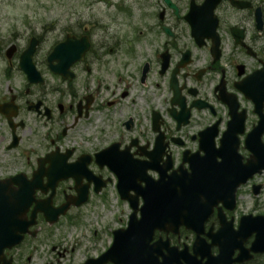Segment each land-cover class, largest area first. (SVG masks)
<instances>
[{
	"label": "flooded vegetation",
	"instance_id": "obj_1",
	"mask_svg": "<svg viewBox=\"0 0 264 264\" xmlns=\"http://www.w3.org/2000/svg\"><path fill=\"white\" fill-rule=\"evenodd\" d=\"M108 5L114 12L94 10L89 21L63 22L46 50V39L37 35L24 46L14 34L0 42V264H88L114 245L116 231L141 220L146 180L157 182L161 171L188 178L191 162L206 151L222 162L224 140V157L242 156L243 164L252 157L248 136L264 143V126L258 127L264 117V0ZM36 37L33 61L40 74L31 81L21 58ZM69 38L89 48L58 74L50 58ZM123 173L128 183L120 189ZM261 178L264 171L235 187V195L230 183L214 196L198 195L205 208L192 215L206 218L194 217L190 225L200 232L166 215L160 225L166 229L151 238L152 245L168 243L160 256L156 252L160 262L168 250L194 256L198 241L204 254L217 257L214 242L221 235L232 259L240 260L233 264H264V245L251 248L264 231V221L256 224L264 216ZM112 196L119 208L116 224L107 227L110 244L97 257L67 259V249L52 242L57 228L67 220L78 224L83 207ZM247 217L253 225L241 231ZM196 261L207 264V256L198 254Z\"/></svg>",
	"mask_w": 264,
	"mask_h": 264
},
{
	"label": "water",
	"instance_id": "obj_2",
	"mask_svg": "<svg viewBox=\"0 0 264 264\" xmlns=\"http://www.w3.org/2000/svg\"><path fill=\"white\" fill-rule=\"evenodd\" d=\"M37 44V39H33L21 58V69L24 73L28 74L31 81H34L40 74L37 72L34 61L32 60L36 52ZM82 45H84V48H77ZM82 45L72 38L57 45L50 58L51 69L60 74L63 72V63H65L66 69L69 68L71 63L80 59L82 53L89 48L88 42ZM55 61L58 62L57 65L53 64ZM236 105L232 108L233 113L237 109ZM263 120L264 117L262 116L258 127L264 126ZM234 124L232 121L231 127H234ZM242 126L243 124L240 130H242ZM250 140L251 136H248L246 144H248V147L252 151V157L248 159L246 164L242 163V156L239 155L236 156L234 154L233 159L229 157L228 152L224 157L222 154L226 144L224 140L220 149L221 157L223 158L222 162H217L216 158H211L210 152L206 151L207 154L202 159L198 157V159L191 162L193 173L188 178L184 175L179 176L177 174L176 176H167L165 172L163 173L161 171V177L157 182L146 180L145 182L148 181L147 184L149 187L147 186L144 190L145 205L141 210V220L136 223L133 219L129 229L125 230V232L121 230L116 231V242L114 245L103 256L96 260H91L88 264H105L109 261L114 264H183L181 260L185 261L184 264H200L196 261L198 254L203 259L207 256V264H233L234 261H240L238 259H232L233 249L225 246L226 242L224 238L219 235L218 239L214 242L220 249L217 257H213L209 251L204 254L202 245L198 241V244L194 246V256L188 251H184L182 256H178L168 250L169 255L164 256L160 262L156 252L160 256V249L167 247L168 243L162 244L160 241V243L156 242L152 245L151 238L155 230L166 229L160 225L163 218L166 215L170 216L171 213L177 219L176 222H179L178 227L184 225L187 228L198 230L197 226L190 225V220L194 217H199L201 219L199 220L200 222H204L206 218L204 216L192 215L193 213L202 212V209L205 208V205L201 203L198 195L207 193V195L214 196L221 193L223 187H226L229 183L233 185L232 191H234L235 187L237 190L241 184H246L249 178H252L255 174L262 173L264 171V143L261 144V141L254 142ZM124 175L126 174L123 173L122 177L120 176V189L128 183V176ZM235 192H233L234 195ZM67 207L68 204H66V207L60 208V212L65 214ZM248 218L242 221L241 231H246L251 224L253 225V220L250 221ZM262 221H264V216L256 218V224L262 223ZM201 228H204V226L201 225ZM256 236L257 239L251 247L253 251H257L258 245H264V231L259 232ZM241 248L243 252L245 249L243 248L242 242Z\"/></svg>",
	"mask_w": 264,
	"mask_h": 264
},
{
	"label": "rangeland",
	"instance_id": "obj_3",
	"mask_svg": "<svg viewBox=\"0 0 264 264\" xmlns=\"http://www.w3.org/2000/svg\"><path fill=\"white\" fill-rule=\"evenodd\" d=\"M108 0H0V42L7 37L17 36L22 46L30 40L31 36H41L46 43L41 49L46 50L51 43L58 40V32L63 22L70 20L92 19L94 10L101 13L114 12L106 8ZM57 24V25H56ZM126 31V25L123 24ZM58 29H55L57 28ZM92 30L91 26L81 28ZM119 29V30H120ZM141 51H137L140 53ZM159 101L157 100V105ZM156 105V106H157ZM261 180H257L261 182ZM249 190H247L248 192ZM242 201L248 207L250 196L244 195ZM264 202V192L261 197ZM118 200L115 196L107 201L93 199L88 206L83 207L82 212L76 218L74 224L70 220L65 221L64 227H58L57 235L52 242L59 249H67V259L76 261L97 257L110 244L107 227L114 223V216L118 213ZM53 230V228H52ZM95 232H97L95 234ZM71 249H74L71 250Z\"/></svg>",
	"mask_w": 264,
	"mask_h": 264
}]
</instances>
